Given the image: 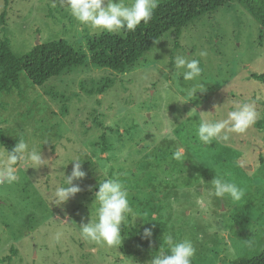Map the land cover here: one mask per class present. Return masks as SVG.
I'll use <instances>...</instances> for the list:
<instances>
[{
	"label": "rangeland",
	"instance_id": "obj_1",
	"mask_svg": "<svg viewBox=\"0 0 264 264\" xmlns=\"http://www.w3.org/2000/svg\"><path fill=\"white\" fill-rule=\"evenodd\" d=\"M262 29L243 6L231 2L198 18L181 35L167 32L125 73L90 59L43 86L22 73L20 88L0 93V131L36 144L49 165L21 167L15 183L0 185V264H149L153 255L127 227L131 219L151 228L165 251L166 232L192 240L197 249L192 264H230L259 255L264 249V81L255 75L264 74ZM104 33L80 24L66 0H0V43L18 58L39 43L57 40L89 54L90 42ZM177 55L200 60L206 87L184 104H171L168 94L192 84L175 75ZM240 102L255 103L257 122L243 134L232 133L228 142L200 144L199 116L224 118ZM216 106L221 107L215 114ZM180 145L185 161L172 156ZM5 149L0 143V161ZM73 158H85L87 176L74 181L83 191L57 206L51 193L64 182L63 173H71ZM217 173L245 194L238 202L214 200L205 215L195 199ZM106 177L120 179L134 211L144 214L122 225L119 246L86 241L79 231L80 223L89 222L99 179Z\"/></svg>",
	"mask_w": 264,
	"mask_h": 264
},
{
	"label": "clouds",
	"instance_id": "obj_2",
	"mask_svg": "<svg viewBox=\"0 0 264 264\" xmlns=\"http://www.w3.org/2000/svg\"><path fill=\"white\" fill-rule=\"evenodd\" d=\"M66 3L71 15L80 24L108 33L135 31L141 23L147 24L152 19L159 6V0H132L130 4L124 3V0H66ZM200 55L204 56L206 53L201 52ZM174 68L175 75L182 76L185 82L192 84L169 92L172 97L171 104L194 101L198 93L205 92V84L201 82L203 69L200 60L177 55ZM219 107L221 106H216L215 114ZM194 110L196 109L188 113L189 117ZM258 116L255 103L249 102L237 103L234 110L228 111L224 118L209 119L201 115L195 129L196 139L204 146L213 142H228L232 133L243 134L251 128L257 122ZM48 143L47 140L43 142ZM172 156L177 161H185L186 152L183 145L178 146ZM85 158H73L71 173H63L64 182L56 186L51 193L53 204L61 206L83 191L74 181H80L87 176L83 170ZM48 165L49 160L44 157L41 148L21 137L13 147L4 150L3 160L0 161V185L15 183L21 167L40 169ZM210 185L202 188L201 194L195 199L196 206L205 215L210 212L214 200L230 199L238 202L245 194L237 183L228 180L223 174L217 173ZM97 187L89 222L79 224L80 235L92 243L119 246L124 239L122 225L129 223L130 216L143 218L144 214L134 211L129 199V190L120 179H99ZM151 236L152 229L145 227L143 237L147 239ZM163 242L167 251L153 255L149 264H192L197 253L192 240L177 239L171 232H166Z\"/></svg>",
	"mask_w": 264,
	"mask_h": 264
},
{
	"label": "trees",
	"instance_id": "obj_3",
	"mask_svg": "<svg viewBox=\"0 0 264 264\" xmlns=\"http://www.w3.org/2000/svg\"><path fill=\"white\" fill-rule=\"evenodd\" d=\"M236 2L251 13L262 25L264 34V0H165L159 2L152 19L141 23L135 31L122 30V34L104 33L90 42V53L78 51L67 40L39 43L33 50L18 58L3 42L0 43V93L20 88L21 75L26 73L37 86L61 75L67 69L80 66L90 59L92 64L125 73L134 68L139 59L167 32L181 35L183 29L198 18ZM255 78L264 81L263 75ZM264 123V120H263ZM261 125V123L259 124ZM18 142L0 131V143L10 149ZM138 234L139 246L152 255L165 251L162 242L153 235L143 237V221L130 220L127 226ZM230 264H264V249L253 258H240Z\"/></svg>",
	"mask_w": 264,
	"mask_h": 264
}]
</instances>
